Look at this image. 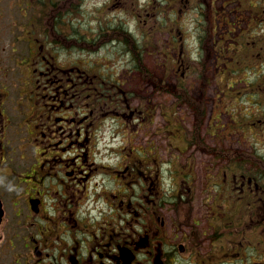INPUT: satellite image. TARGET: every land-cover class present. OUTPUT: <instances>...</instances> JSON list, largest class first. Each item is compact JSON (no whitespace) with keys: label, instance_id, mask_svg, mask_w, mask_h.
I'll return each mask as SVG.
<instances>
[{"label":"rangeland","instance_id":"rangeland-1","mask_svg":"<svg viewBox=\"0 0 264 264\" xmlns=\"http://www.w3.org/2000/svg\"><path fill=\"white\" fill-rule=\"evenodd\" d=\"M8 1L5 156L18 152L15 177H39L7 188L57 190L47 174L88 153L110 175L80 194L110 187L99 209L116 230L135 220L123 189L142 174L162 197L152 216L164 242L179 248L171 264H264V0Z\"/></svg>","mask_w":264,"mask_h":264},{"label":"flooded vegetation","instance_id":"flooded-vegetation-1","mask_svg":"<svg viewBox=\"0 0 264 264\" xmlns=\"http://www.w3.org/2000/svg\"><path fill=\"white\" fill-rule=\"evenodd\" d=\"M8 2L19 3L18 0ZM253 3L258 7L257 0ZM80 92L84 94L83 89ZM60 104L64 106V103ZM3 123L4 117L0 112V264H154L158 256L162 264H171L172 260H176L175 251L179 248L164 242L162 221L158 216H152L155 209L161 208L160 191L145 187L148 182L142 174L140 184L123 189L126 194L133 192L129 186L134 189L133 200L128 206L136 208L130 213L135 220L132 224L126 223L128 228L124 232L122 228L115 229L111 214H103L99 209L103 202L111 200V191L107 190L110 187L104 185L99 193H87L85 199L80 194L82 190L88 191L93 176H101L104 180L106 175H110L103 166L105 172L97 171L100 166H95L96 162L91 165L93 160L90 161L88 153L77 155L69 165H65L63 157L52 158V164L67 166L61 178L53 172L47 174V177L58 181L57 190L54 187L42 190L38 186L31 189L7 188L4 179H17V185L27 184L36 181L39 172L21 174V178L19 174L14 176L11 161L18 152L13 150L11 157L5 156ZM47 154L41 156L45 161ZM47 163L51 164L49 160ZM62 168L65 169L64 166ZM257 202L260 211H264V195ZM83 205L84 212L81 210ZM153 219L155 222L157 219L158 226ZM258 224L264 226V220L258 219L255 225ZM138 227H141L140 231L136 230ZM255 237L260 242V236ZM242 238L247 240L245 236ZM227 241L224 240L223 244L227 245ZM238 254L232 253L233 256ZM128 258L130 262L126 263Z\"/></svg>","mask_w":264,"mask_h":264}]
</instances>
